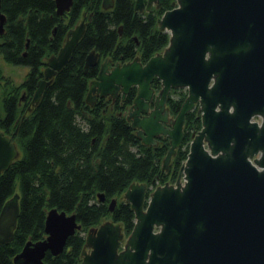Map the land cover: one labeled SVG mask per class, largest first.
<instances>
[{
  "label": "water",
  "instance_id": "95a60500",
  "mask_svg": "<svg viewBox=\"0 0 264 264\" xmlns=\"http://www.w3.org/2000/svg\"><path fill=\"white\" fill-rule=\"evenodd\" d=\"M162 1L135 0L134 8L148 11ZM54 3L62 15L73 0ZM112 5L113 0H102L103 8ZM5 20L0 0V33ZM157 24L169 40L144 63L138 56L100 62L101 54L89 51L83 70L97 65L98 72L85 101L124 98L135 87L126 119L143 144L152 145L159 135L169 138L162 169L182 143L186 114L195 107L201 127L191 135L174 183L150 189L132 182L126 188L123 198L135 218L128 234L111 219L87 230L82 264H264V0H172ZM84 30L82 19L48 57L34 102L66 65ZM155 77L157 91L151 86ZM178 87L187 95L171 117L167 96ZM18 156L19 147L0 133V173ZM97 197L104 200L103 193ZM115 203L109 201L110 210ZM18 213L14 193L0 208V243L13 238ZM80 228L74 212L48 209L45 237L27 240L13 263L43 264L47 251L61 253Z\"/></svg>",
  "mask_w": 264,
  "mask_h": 264
},
{
  "label": "trees",
  "instance_id": "16d2710c",
  "mask_svg": "<svg viewBox=\"0 0 264 264\" xmlns=\"http://www.w3.org/2000/svg\"><path fill=\"white\" fill-rule=\"evenodd\" d=\"M134 2L113 0L111 7L103 8L102 0H73L61 16L54 0H1L7 23L0 36V53L10 63L29 67L22 85L43 77L46 60L57 53L68 29L82 17L85 30L32 112L18 120L15 141L20 156L0 173V208L18 193L19 213L13 238L0 243V264H14V255L27 240L45 237V216L52 207L74 212L81 228L68 237L61 253L47 251L43 264H82L90 227L111 219L122 225L125 234L131 231L134 211L123 193L132 182L156 186L176 181L191 134L201 127L196 108L186 114L183 141L168 168L162 169L168 138L160 136L157 145L143 144L125 116L135 87L124 98L119 94L115 99L99 97L94 104L85 101L89 81L98 72L97 65L83 70L90 50L101 58L110 56L113 62L135 56L145 62L168 43L169 33L158 27L157 18L171 7L170 0L149 11L135 10ZM151 86L157 91L159 79L155 77ZM186 95L182 87L169 91L171 115H176ZM98 193L104 194L103 201ZM112 198L116 203L110 210Z\"/></svg>",
  "mask_w": 264,
  "mask_h": 264
},
{
  "label": "flooded vegetation",
  "instance_id": "af4514ba",
  "mask_svg": "<svg viewBox=\"0 0 264 264\" xmlns=\"http://www.w3.org/2000/svg\"><path fill=\"white\" fill-rule=\"evenodd\" d=\"M164 2H165V0H163L162 3L158 6L156 3H153L151 8L152 7H161L164 4ZM170 2H172V0H170ZM144 10H141V11H144ZM66 12L67 11H65V13ZM64 14H62L61 16H63ZM83 15H84V13H83ZM82 19H84V17H82L80 19V21ZM6 23H7V17H6V20L3 24V29H2V32L0 33V36L5 31ZM77 24H75L74 26H76ZM66 37H67V33H66ZM26 46H27V43L25 44V47ZM24 54H25V52H24ZM105 57H108L110 59V56L107 55V56H103V58L100 57L99 61L101 62ZM116 62H113V63H116ZM25 78H26V76H25ZM25 78L23 80L16 81L12 75L5 74L2 71V69L0 68V133L4 136L8 137L17 149H18V147H17V143L15 141V135H16V133L18 131V127H19L18 120H20L22 117L26 116L28 113H31L32 110L34 109V106L36 103L33 101V94H34V91H35L36 86H37V81L35 82V80H33L29 84L22 85L24 83V81L26 80ZM98 98H99L98 96L95 98L94 103L96 102V100ZM166 106H167V101H166ZM151 107H152V103L150 104V108ZM195 108H196V115H197V107H195ZM127 111H128V108L125 111V116L127 114ZM143 114L144 113H142L141 115H143ZM169 114H170V112H169ZM257 117H259V116H257ZM259 120H260V118H259ZM134 130L136 132V128H134ZM195 131H197V130H195ZM160 136H163V135L156 136V142L153 143L152 145L158 144V140H159ZM164 137H167V136H164ZM190 140H191V138H190ZM168 141H169V138H168ZM189 143H190V141H189ZM161 164H162V160H161Z\"/></svg>",
  "mask_w": 264,
  "mask_h": 264
},
{
  "label": "rangeland",
  "instance_id": "374dc122",
  "mask_svg": "<svg viewBox=\"0 0 264 264\" xmlns=\"http://www.w3.org/2000/svg\"><path fill=\"white\" fill-rule=\"evenodd\" d=\"M144 11H146V10H144ZM0 68L2 69V71L5 74L12 75L15 78L16 81L23 80L25 78L28 70H29V67L27 65L13 64V63H10V62L6 61L3 58L1 53H0ZM182 88L186 89L185 87H182ZM170 116L172 117L173 115H170ZM254 118L256 120H259V117H257V116H255ZM181 180H183V179L181 178ZM86 233H87V231H86Z\"/></svg>",
  "mask_w": 264,
  "mask_h": 264
},
{
  "label": "built area",
  "instance_id": "2783aa9c",
  "mask_svg": "<svg viewBox=\"0 0 264 264\" xmlns=\"http://www.w3.org/2000/svg\"><path fill=\"white\" fill-rule=\"evenodd\" d=\"M253 119H255L254 117H253ZM256 120V119H255ZM259 121V120H258ZM155 187V185H150V189H153Z\"/></svg>",
  "mask_w": 264,
  "mask_h": 264
}]
</instances>
